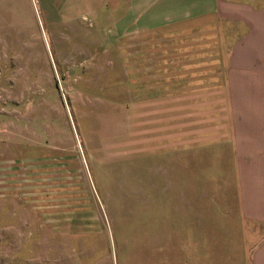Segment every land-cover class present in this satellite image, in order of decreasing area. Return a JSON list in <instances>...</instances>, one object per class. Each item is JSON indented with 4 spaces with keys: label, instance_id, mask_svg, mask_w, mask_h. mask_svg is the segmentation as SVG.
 <instances>
[{
    "label": "rangeland",
    "instance_id": "1",
    "mask_svg": "<svg viewBox=\"0 0 264 264\" xmlns=\"http://www.w3.org/2000/svg\"><path fill=\"white\" fill-rule=\"evenodd\" d=\"M111 18V0H0V264L143 261L189 201L239 206L255 103L221 75L176 101L198 87L166 84L175 40L118 37ZM231 216L236 241L264 233Z\"/></svg>",
    "mask_w": 264,
    "mask_h": 264
},
{
    "label": "crops",
    "instance_id": "2",
    "mask_svg": "<svg viewBox=\"0 0 264 264\" xmlns=\"http://www.w3.org/2000/svg\"><path fill=\"white\" fill-rule=\"evenodd\" d=\"M111 15L118 37L126 32L132 38L175 40L174 47L160 49L162 69L174 53L170 64L178 71L166 84L198 87L177 90L176 101L200 96L199 87L216 86L221 75L230 102L256 106L255 125L243 127L255 135L254 143L236 142L239 206L189 201L177 217L174 238L164 232L150 238L143 261L130 258L127 264H264V233L250 245L247 239L236 241L239 232L232 233L230 221L235 213L238 229L255 223L264 230V0H111ZM239 112L235 117H252L250 111ZM194 194L183 196H200Z\"/></svg>",
    "mask_w": 264,
    "mask_h": 264
}]
</instances>
